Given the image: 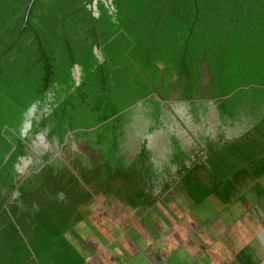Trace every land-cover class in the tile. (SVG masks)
<instances>
[{
    "label": "trees",
    "instance_id": "1",
    "mask_svg": "<svg viewBox=\"0 0 264 264\" xmlns=\"http://www.w3.org/2000/svg\"><path fill=\"white\" fill-rule=\"evenodd\" d=\"M204 62L221 116L250 126L208 136L202 154L173 136L172 177L197 203L217 196L235 221L238 203L264 208V0H0V264H87L71 237L98 190L138 203L151 196L143 180L152 192L163 179L147 140L135 159L120 155L126 124L139 102L160 120L155 84L169 98L173 71L195 105ZM42 130L60 157L37 148ZM70 135L100 158L64 155Z\"/></svg>",
    "mask_w": 264,
    "mask_h": 264
},
{
    "label": "crops",
    "instance_id": "2",
    "mask_svg": "<svg viewBox=\"0 0 264 264\" xmlns=\"http://www.w3.org/2000/svg\"><path fill=\"white\" fill-rule=\"evenodd\" d=\"M155 163L156 174L163 179L154 183L152 192L153 181L141 182L150 197H136L134 203L118 190L107 194L99 189L89 201L91 217L75 226L71 237L87 264H264V208L259 206L256 212L255 205L242 206L238 219L232 221L217 196L197 203L180 181L166 174L167 167L177 170L175 160ZM254 212L260 220L253 219ZM193 224L198 227L196 237L190 239Z\"/></svg>",
    "mask_w": 264,
    "mask_h": 264
},
{
    "label": "flooded vegetation",
    "instance_id": "3",
    "mask_svg": "<svg viewBox=\"0 0 264 264\" xmlns=\"http://www.w3.org/2000/svg\"><path fill=\"white\" fill-rule=\"evenodd\" d=\"M163 72L165 71V65L161 64ZM208 64L204 62L202 64V70L204 71V84L200 87V89L196 92V95L193 99L195 105H201L197 108L193 102L190 101L184 94V86L183 84L178 82V75L176 71H173V77L170 79L171 89H170V97L165 98L159 91L158 85L155 84L158 95L163 99L162 108L163 112L161 113L160 120H156L155 118V108L149 106V104L144 105L143 102H139L138 107L135 109L134 114L132 115V120L126 124L125 135L128 134V129L133 127V133L136 135H140L143 139L140 143H135L131 145L125 141V137L121 140L120 144V155H129V160H133L139 154V152L143 148V143L147 140V144L149 146V141L152 136L156 134H164L168 135L171 133L173 129H183L188 130V134H193L194 138L200 135H204L206 133V140L210 132L213 134L216 130L220 131L223 129L225 131V137L227 138H235L238 136L236 131H241L244 127L248 129L250 126V121H247L246 117L244 118H228L227 120L221 116L220 110L216 104L215 97L212 92L209 91L210 76L209 71H207ZM82 73V71H81ZM75 75L77 79H80V75L75 70ZM164 80V74L161 77V81ZM193 107L196 109L193 111ZM180 108V109H179ZM47 109V108H45ZM264 110V106H263ZM41 114V113H40ZM141 116V119L136 120L137 116ZM136 120V121H135ZM135 121V123H134ZM158 121V122H157ZM31 122V119H30ZM138 124V126H136ZM155 126V127H152ZM240 128V130H237ZM30 129V128H29ZM246 130V129H244ZM209 132V133H208ZM48 130H42L37 134L36 138V146L45 154L47 151L53 152L54 157H60V142L59 140L52 141L47 136ZM179 136V135H178ZM210 138L212 137L209 135ZM45 137V139H44ZM138 137V136H137ZM176 138V137H175ZM69 146L64 150V155L68 156H80L83 160L87 157L90 158V148L86 142L78 143L74 135L69 136ZM221 139V137H219ZM143 142V143H142ZM50 145V146H49ZM134 145V146H133ZM175 139H173V143L168 145L166 148L162 149L163 156L165 159L169 160L170 154L174 151L175 148ZM80 148V149H79ZM185 148V147H184ZM95 149V148H93ZM186 149V148H185ZM78 151V152H77ZM87 151V152H86ZM153 155L157 152L152 148ZM129 152V153H128ZM131 152V154H130ZM87 156V157H85ZM35 156L31 155L27 160H23V163L19 165V168L22 172H26L29 167L36 161ZM27 168V169H26ZM26 169V170H25Z\"/></svg>",
    "mask_w": 264,
    "mask_h": 264
},
{
    "label": "rangeland",
    "instance_id": "4",
    "mask_svg": "<svg viewBox=\"0 0 264 264\" xmlns=\"http://www.w3.org/2000/svg\"><path fill=\"white\" fill-rule=\"evenodd\" d=\"M180 109V108H179ZM34 112L32 111L30 114H29V120L31 119V117L33 116ZM138 119V122H139V119H141V116H137L136 117V120ZM135 120V121H136ZM134 121V123H135ZM136 126H138V124H136ZM246 129L245 127L241 130V131H236L235 133L236 134H240L241 132H245L247 130H244ZM237 130H240V128H237ZM188 130H184L183 129H173L171 131V133H169L168 135H166V133L164 134H156L155 136H152L150 141H149V147L153 148L154 150H157V152L154 154V157L152 158V160H155L157 161V163L159 165H163L165 163H167V160H165V157L163 156V153L161 151H163L162 149L166 148L168 145L172 144L173 143V136H178V137H181L182 138V141L185 143V146H186V150L189 151V153L191 151H196V153H203V148L206 146L205 144V136H206V133H204V135H200L199 138L196 137L194 138L193 134H188ZM209 133V132H208ZM208 136L211 135V139L213 141H216L219 140V131L216 130L213 134H211V132L209 134H207ZM138 136V137H137ZM125 141L127 143H130L131 145L133 144V142L135 143H140L143 139L140 137V135H136L133 133V127H130L128 129V134H126L125 136ZM45 139V137H44ZM143 143V142H142ZM134 146V145H133ZM188 148V149H187ZM80 149V148H79ZM78 152V151H77ZM87 152V151H86ZM94 150L91 149V154H90V161L91 162H95L97 161L99 158H100V154L98 153V156H94ZM129 153V152H128ZM131 154V152H130ZM124 155V154H123ZM69 157H72V156H69ZM194 157V156H193ZM129 157H126V162L129 161ZM70 161L68 160L67 163H69ZM131 162V161H130ZM27 169V168H26ZM25 169V170H26ZM205 173V172H204ZM167 175H170V176H176V170L174 171H170V172H167L166 173ZM250 181V179H249ZM122 182V179H120L117 183L120 184ZM249 190V189H248ZM255 200V199H254ZM254 203L256 204L255 206L257 207V210L256 212L259 211L260 207L262 205V203L260 202V200H255ZM243 206L242 203H238L237 204V207H241ZM207 206H204V208H206ZM262 208V207H261ZM178 210V208H176ZM208 209V211H212V208L209 207V208H206ZM236 209V208H235ZM96 213V212H95ZM216 213H212V217H213V221L215 220L214 217H215ZM253 219L254 220H260L257 218V216L255 215V212L253 213ZM215 222V221H214ZM197 225L196 224H193L192 226L189 225V231H190V235H189V238H195L196 235H195V231L197 230ZM198 234H202V232H198ZM189 241V240H188Z\"/></svg>",
    "mask_w": 264,
    "mask_h": 264
},
{
    "label": "water",
    "instance_id": "5",
    "mask_svg": "<svg viewBox=\"0 0 264 264\" xmlns=\"http://www.w3.org/2000/svg\"><path fill=\"white\" fill-rule=\"evenodd\" d=\"M97 13V12H96ZM96 51L98 52V49H96ZM99 53V52H98ZM100 56V55H99ZM162 67V66H161ZM76 72L78 73V75L81 74V71H82V68L81 66L77 65L76 68H75ZM207 71H208V68H207ZM77 83H80L81 79H77ZM35 108V105H33V107L30 109V111L28 112V115H27V119L25 120V122L23 123V128H22V131L23 133H26L28 131L29 128H31V122L29 120V114L34 110ZM50 146V145H49Z\"/></svg>",
    "mask_w": 264,
    "mask_h": 264
}]
</instances>
